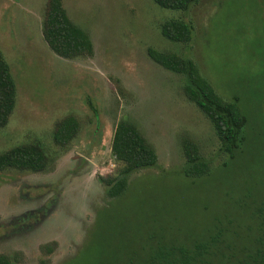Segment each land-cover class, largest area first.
Masks as SVG:
<instances>
[{
    "label": "rangeland",
    "instance_id": "374dc122",
    "mask_svg": "<svg viewBox=\"0 0 264 264\" xmlns=\"http://www.w3.org/2000/svg\"><path fill=\"white\" fill-rule=\"evenodd\" d=\"M46 2L0 0V51L16 84L0 153L38 143L48 156L43 172H0V255L21 264H100L112 248L120 252L132 225L155 219L166 235L192 236L247 189L264 196V0H199L187 13L151 0H62L93 44L90 57L75 59L44 41ZM169 19L192 25L190 45L162 38ZM147 48L190 57L224 100L238 98L247 122L233 158L184 96L183 78L154 63ZM69 116L79 131L56 145L55 125ZM121 119L138 128L157 164L131 175L125 195L110 200L98 178L119 168L111 140ZM183 137L210 161L206 176L183 173Z\"/></svg>",
    "mask_w": 264,
    "mask_h": 264
},
{
    "label": "trees",
    "instance_id": "16d2710c",
    "mask_svg": "<svg viewBox=\"0 0 264 264\" xmlns=\"http://www.w3.org/2000/svg\"><path fill=\"white\" fill-rule=\"evenodd\" d=\"M151 1L160 9L182 13H187L199 2ZM160 34L169 43L188 46L192 42L193 27L184 20L169 19L160 24ZM42 36L49 49L64 59L85 58L93 54L88 33L71 21L62 7V0H47ZM147 55L163 69L183 78L184 96L211 124L220 142V151L233 158L244 142L243 129L247 122L238 98L224 100L188 56L153 48H147ZM15 102L16 84L0 51V129L8 124ZM87 103L94 111L91 101ZM78 131L77 120L66 117L55 125L53 142L65 146ZM182 150L185 157L182 171L186 176L200 178L209 173L210 161L201 155L194 141L183 137ZM111 152L119 168L113 175L98 180L104 187L106 198L116 200L125 195L131 175L156 166L157 154L128 119H121L115 125ZM47 165L48 156L38 143L20 145L0 153V172L10 169L43 172ZM247 190L246 196L238 197L228 211L215 213L214 218L206 225L198 226L192 236L166 235L165 226L155 219L151 226L137 225L135 231L132 225V236L128 237V242L124 240L126 244L119 247L120 252L115 254L112 248L100 264H264V196L256 197L255 190ZM247 199H252L251 205L245 204ZM243 218L246 221H241ZM0 264L21 263L10 255L1 254Z\"/></svg>",
    "mask_w": 264,
    "mask_h": 264
}]
</instances>
